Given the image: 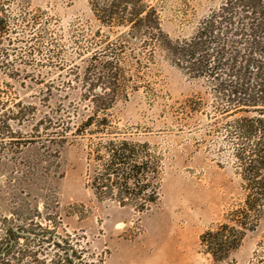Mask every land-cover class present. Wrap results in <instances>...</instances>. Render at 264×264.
I'll use <instances>...</instances> for the list:
<instances>
[{
	"label": "trees",
	"instance_id": "obj_1",
	"mask_svg": "<svg viewBox=\"0 0 264 264\" xmlns=\"http://www.w3.org/2000/svg\"><path fill=\"white\" fill-rule=\"evenodd\" d=\"M160 2L92 0L97 29L76 24L63 34L58 21L46 13H34L30 0H0V73L14 82L41 78L40 70L22 67L24 62L37 60L61 66L50 67L48 75L80 81L81 101L89 104L90 114L78 123L72 120L73 107H61L48 125L44 126L47 119L38 123V133L44 135L39 138L55 143L56 161L66 145L85 140L86 186L95 199L143 215L161 200L164 157L156 146L137 140L139 133L121 127L113 111L143 89L152 93V74L162 55L203 89L162 107L163 113L175 118L179 131L201 134L210 153L231 161L244 195L239 213L262 220L264 0H223L195 24L190 37L178 39L163 30ZM85 58L87 66L81 75L75 62ZM3 84L0 75V88ZM71 84L55 85L53 81L48 97L53 90H72ZM6 96L10 105L2 103L5 96L0 92V133L14 144L12 123L23 125L35 116L36 109L24 105L17 94ZM59 169V163L49 161L41 177ZM25 211L29 214L26 222L0 220V264H85L83 252L40 223V217L31 216L27 204ZM230 230V237H235V228ZM226 235L218 232L213 240ZM45 245L62 255L56 253L50 259ZM249 264H264V238Z\"/></svg>",
	"mask_w": 264,
	"mask_h": 264
},
{
	"label": "rangeland",
	"instance_id": "obj_2",
	"mask_svg": "<svg viewBox=\"0 0 264 264\" xmlns=\"http://www.w3.org/2000/svg\"><path fill=\"white\" fill-rule=\"evenodd\" d=\"M30 1L34 13H46L58 21L63 34L76 24L98 27L92 0ZM222 1L161 0L163 30L172 39L190 37L195 24ZM25 65L43 76L14 82L0 73L2 103L10 105L6 95L17 94L24 105L36 109L23 125L12 123L14 144L0 133V220L26 222L25 204L29 205L31 216L40 217V223L83 252L85 264H249L264 238V218L239 213L244 195L231 161L210 153L197 131H179L175 118L161 109L203 92L200 83L188 81L159 55L149 88L152 93L143 89L113 111L121 127L139 133L137 140L156 146L164 157L161 200L150 212L139 215L112 203H99L87 188L85 140L66 145L56 161L55 143L39 138L44 135L38 133V123L47 119L44 126L48 125L61 107H73L72 120L78 123L90 114L89 104L81 101L80 81L46 73L59 64L36 60ZM75 65L82 75L87 58ZM53 81L55 85L71 81L72 90H53L49 98L47 89ZM49 161L59 163L60 169L43 178ZM233 227L236 236L232 238ZM218 232L227 235L213 240ZM45 249L50 259L56 253L62 255L53 246L45 245Z\"/></svg>",
	"mask_w": 264,
	"mask_h": 264
}]
</instances>
